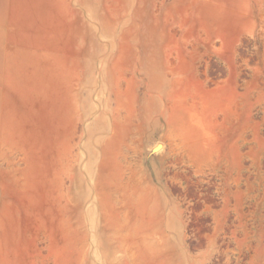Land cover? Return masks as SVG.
Returning <instances> with one entry per match:
<instances>
[{"label": "rangeland", "instance_id": "rangeland-1", "mask_svg": "<svg viewBox=\"0 0 264 264\" xmlns=\"http://www.w3.org/2000/svg\"><path fill=\"white\" fill-rule=\"evenodd\" d=\"M0 264H264V0H0Z\"/></svg>", "mask_w": 264, "mask_h": 264}]
</instances>
